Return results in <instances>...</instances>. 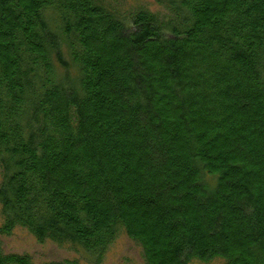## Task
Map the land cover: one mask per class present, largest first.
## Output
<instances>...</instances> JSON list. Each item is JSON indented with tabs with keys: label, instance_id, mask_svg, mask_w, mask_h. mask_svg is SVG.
Masks as SVG:
<instances>
[{
	"label": "trees",
	"instance_id": "16d2710c",
	"mask_svg": "<svg viewBox=\"0 0 264 264\" xmlns=\"http://www.w3.org/2000/svg\"><path fill=\"white\" fill-rule=\"evenodd\" d=\"M156 1L0 0V264H264V0Z\"/></svg>",
	"mask_w": 264,
	"mask_h": 264
},
{
	"label": "rangeland",
	"instance_id": "374dc122",
	"mask_svg": "<svg viewBox=\"0 0 264 264\" xmlns=\"http://www.w3.org/2000/svg\"><path fill=\"white\" fill-rule=\"evenodd\" d=\"M108 5L118 6L127 11L134 7L143 6L153 11H164L161 4L156 0H103ZM59 77L63 78L65 72L71 78H75L77 71L71 67L69 71L58 66ZM2 220L0 205V223ZM3 246L7 252L29 253L37 262L64 261V264H146L141 247L135 243L124 230H121L109 245L103 260L94 262L83 249L78 250L75 246L67 243L60 245L50 239L39 240L27 228L17 226L12 233L1 236ZM193 264H222L221 258L210 261H195Z\"/></svg>",
	"mask_w": 264,
	"mask_h": 264
}]
</instances>
